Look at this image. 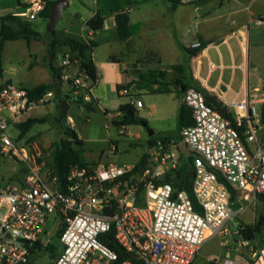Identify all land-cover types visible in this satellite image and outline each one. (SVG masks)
I'll return each instance as SVG.
<instances>
[{
	"label": "built area",
	"instance_id": "1",
	"mask_svg": "<svg viewBox=\"0 0 264 264\" xmlns=\"http://www.w3.org/2000/svg\"><path fill=\"white\" fill-rule=\"evenodd\" d=\"M45 6L46 0H30L14 15L34 20ZM81 61L76 52H67L55 68L60 84L66 83L78 101L90 103L95 82ZM61 98L67 100V95ZM130 98L134 108L141 107L139 99ZM263 98L264 94L237 102L221 99L220 106L233 113L225 111L226 116L199 90L189 87L182 92L193 123L180 130V138L191 159L197 211L185 190L165 180L180 165L177 145L168 139L154 141L141 165L70 164L62 182L38 146L7 133L9 127L18 129L19 123L32 118L36 109L54 103L56 91L32 98L23 87L3 85L0 157L17 163L22 173L0 183V264H28L33 254L49 249L51 239L44 227L51 215L62 224V250L53 264H191L209 236L229 233L226 223L233 220L234 211L226 185L246 197L264 193V139L257 135L260 112L255 105ZM117 128L123 135L124 127ZM110 147L117 150L116 145ZM111 229L120 253L98 239ZM258 258L256 264H264Z\"/></svg>",
	"mask_w": 264,
	"mask_h": 264
},
{
	"label": "rangeland",
	"instance_id": "2",
	"mask_svg": "<svg viewBox=\"0 0 264 264\" xmlns=\"http://www.w3.org/2000/svg\"><path fill=\"white\" fill-rule=\"evenodd\" d=\"M51 1L53 0H46V4ZM102 1L70 0L69 5L64 8L61 17L56 22L53 33L47 29L48 19L37 15L34 20H30V25L39 34V38L29 42L23 39L4 42L0 56L3 70L0 86L11 83L30 89L40 84L51 83L53 78L49 65L57 67L61 61L62 53L66 50L58 42L52 48L51 43L64 35L81 40V37L78 36V29L71 28V23L75 21L74 15L86 12L88 9L92 10L96 4H102ZM134 2L135 0H121L120 3L121 8H135L131 30L135 33L140 29L146 37L159 36L164 44L162 61L154 49L147 46L142 49L141 55L136 56L135 63L131 65L128 60H132V58L126 59L122 54L123 50L121 42L117 39L114 22L106 17L102 30L95 35L97 46L93 49V58L98 62V72L101 75L99 86H96V94L100 103L92 102V109L89 110L78 103L79 96L74 94L66 83L60 85L61 95H67L66 101L69 104L67 111V116L70 119L69 129L73 130L82 141L83 146L79 157L87 165L98 161L134 164L144 154L152 153L150 145L156 140L167 138L171 143L181 142L176 109L179 95L171 96L149 92L137 94L134 89H128V86L123 85L126 76L133 77L134 84L146 83L145 77H148L149 73L157 71L156 74H158V71L162 69L163 74L169 78L174 75L170 62L177 58L171 51L169 52V8L171 2L169 0L150 2L149 0V2L139 4V8L133 5ZM193 8V4H186L183 9L191 13ZM138 9H140L139 12H137ZM135 20H140V23ZM1 23L2 20H0V26ZM6 24L15 28L14 23L6 22ZM71 32H76L77 35H72ZM180 53L183 54L182 51ZM51 55L54 56L52 59ZM113 57L116 60H112ZM125 69L126 71H124ZM121 89H127L128 94L120 95L118 90ZM130 95L133 96V99H139L143 104L142 107L136 108V111L138 117L146 118L147 125H126L122 130L124 134L119 135V129L112 126L111 123L118 107L130 101ZM59 101L60 99H57L51 105L36 109L32 116L44 118L45 122L34 125L23 137H20L17 128L9 127L7 129V133L12 139L19 135V138L23 139L22 141H25L26 144L38 146L49 163L52 162L54 147L59 146L62 141L70 140L62 129ZM229 111L233 116L232 110L229 109ZM256 127L258 128V137L264 139V124L260 122L259 117L256 118ZM148 129L155 130L153 135L148 134ZM110 145H116L117 150L112 152ZM71 147L77 148L74 144ZM18 170L17 163L0 157V183L7 182L10 177H15ZM230 201L234 216L232 221L226 223L229 233L222 236H209L203 242L191 264H208L209 262V264H221L225 260L234 261L237 264H256L259 262L258 257L264 256V226L256 234L253 244L243 241L237 232L240 224L252 223L258 215L264 214V203L257 202L255 195L246 197L243 193H235ZM61 229L60 219L51 215L44 227L51 239V247L33 254L28 264H53L56 255L62 250V245L59 242Z\"/></svg>",
	"mask_w": 264,
	"mask_h": 264
},
{
	"label": "crops",
	"instance_id": "3",
	"mask_svg": "<svg viewBox=\"0 0 264 264\" xmlns=\"http://www.w3.org/2000/svg\"><path fill=\"white\" fill-rule=\"evenodd\" d=\"M103 1L102 4H96L92 10L88 9L86 12L74 15L75 21L71 23V28H74L73 30L78 29V36L81 37V40L67 35L57 40L69 37L81 43L93 41L97 46L95 35L102 28L93 32L85 25L86 20L92 17L96 11L104 17V20L109 17L113 22L116 13L125 12L129 19V25L132 27V15L135 12V8H121V0ZM152 1L155 2V0H150V2ZM169 1L171 2L169 8V52L171 51L174 57H177L170 62L174 75L169 76V78L164 75L163 78L152 83L146 81V83L137 84L133 83V77L126 76L123 82L124 86H128V89H134L137 94L141 92L169 94L171 96L177 94L179 95V103L176 106L177 112L182 103V93L180 91L184 85L190 87L199 86L208 95L216 96L219 101L224 99L237 102L247 96L257 98L264 94V0ZM29 2L30 0H0V18L7 14H15L22 11ZM143 2H149V0H135L133 5L139 8V4ZM69 3L70 0H67V6ZM186 4L194 5L191 13L183 9ZM230 4L233 5L230 6ZM139 11L140 9L137 12ZM135 21L140 23V20ZM114 28L116 31L115 22ZM71 34L77 35L76 32H71ZM117 39L119 40L118 36ZM119 41L121 42L122 54L125 58H132V60H128L131 65L135 63L136 56L138 54L141 55L142 49L147 46L154 49V52L160 56L161 61L163 59L164 44L159 36L146 37L138 29L135 33L132 32L127 39ZM195 42H199L203 46L201 52L197 56L189 58L187 66L180 73L174 71L173 66L181 65L186 61V55L182 48H191ZM58 43L62 45L61 42ZM62 46L66 49L62 54L71 52L68 46ZM95 47L88 50L85 56L94 63L96 68L97 81L91 91V96L99 104L96 86H99L101 75L98 72V62L93 58V49ZM53 57L51 55V59ZM112 60L116 59L113 57ZM136 69L138 70L137 67ZM162 70L158 71V73L162 72ZM156 72L154 73L156 74ZM139 77L143 78L141 75ZM175 80H179L181 86L175 84ZM167 81L169 84H167ZM164 82L166 85L160 86V83ZM158 88L169 89L170 92H153ZM118 91L120 93V90ZM263 102L264 98L259 99L255 104L259 110ZM226 111L230 112L229 109H226ZM143 119L146 118L143 117ZM130 136L133 137L131 134ZM262 259L264 260L263 255Z\"/></svg>",
	"mask_w": 264,
	"mask_h": 264
},
{
	"label": "trees",
	"instance_id": "4",
	"mask_svg": "<svg viewBox=\"0 0 264 264\" xmlns=\"http://www.w3.org/2000/svg\"><path fill=\"white\" fill-rule=\"evenodd\" d=\"M56 1H51L48 4H46L43 11L39 13V16L48 19L50 16V9L52 5ZM2 20L1 26H0V56L1 51L3 48V44L6 41H15L18 39H23L26 42H29L32 39H38L39 34L35 32L29 21H26L20 17L15 16L14 14H7L0 18ZM6 22H11L15 24V28L12 27L9 24H6ZM114 22L116 26V32L119 40H125L127 39L131 33V26L129 25V19L125 12H119L114 15ZM104 23V17L101 16V14L96 11L92 17L86 20L85 25L86 27L93 31H99L103 27ZM56 42H61L62 45L68 46L71 51L76 52L77 55L81 58V66L86 69V72L90 79L93 82L97 81V75H96V68L94 63L86 58L85 54L88 50L92 49L96 46V44L93 41H89L88 43H81L77 40H74L69 37L62 38L61 40H54L51 43V47L53 48ZM203 49V46L200 44L198 47H191V48H182L183 52L186 55V61L181 65L173 66V70L180 73V71L187 66L189 58L192 56H197L201 50ZM50 71L52 73L53 81L49 84H40L38 86H35L33 88L27 89L29 95L32 98H38L41 96L45 91L53 89L56 91V97L57 99L60 98L61 92H60V81L59 77L57 75V69L50 64ZM2 65H1V59H0V78L2 77ZM164 74L163 72H160L158 74H155L153 72L148 74V77H145L146 81L152 83L153 81H158L159 79L163 78ZM175 84L181 86V83L179 80L174 81ZM169 84V83H167ZM166 83H160V86H165ZM2 86H0L1 88ZM190 86H183L181 93ZM193 88L199 90L203 95L207 96L208 93L200 88L199 86H193ZM155 93H168L170 92L169 89L165 88H158L157 90L153 91ZM92 102H95L93 99L90 103H82L81 101H78L79 104H82L85 108L91 110L92 109ZM96 103V102H95ZM59 108V105H58ZM260 122L264 124V102L260 105ZM115 118L112 120V126L121 127L126 125H142L146 126L147 123L145 119L137 116V111L134 108V106L127 102L125 104H122L118 107L116 110ZM106 114V113H105ZM226 115V113H225ZM227 116V115H226ZM61 119V116H60ZM45 122L44 118H29L23 123H19L17 125L19 131H20V137H23L30 129L36 125V124H42ZM193 123L192 118V112L191 110L185 106L183 103H181L178 111V127L181 130L182 128L189 126ZM62 129L64 133L69 136V141H62V143L59 146H55L52 152V162L49 163V165H52L53 168L56 170L57 175L60 177V180L64 182L67 177L68 173V165L70 164H76L79 166H84L85 163H83L80 160L79 152L81 150V147L83 146L82 141L77 137L76 133L69 129V126L67 129H64L62 126ZM180 143L179 141H175L173 144L177 145ZM74 144L77 148L73 149L71 145ZM147 155L144 154L138 161V165H141L145 162ZM22 173V170L19 169L17 171V175L15 177H10V180L17 179L20 174ZM191 179H192V167H191V159L189 157H184L180 154V165L177 169H174L169 172L168 175H166L165 180L169 182L171 185H173L176 188L183 189L187 192L189 195V198L191 199V202L193 204V207L195 210H199V207L196 203V200L192 194L191 191ZM221 180V179H219ZM227 189L230 193V198L232 199L236 193L232 188H230L228 185ZM255 199L259 203H264V193H259L255 195ZM264 226V214H260L257 216V218L250 224L243 223L240 224L238 228V234L241 237L243 241L255 243V236L257 233H259ZM113 230L106 233H102L99 235L98 239L101 243L108 246L113 251L120 253V248L117 246L113 239ZM124 258V256H121V260Z\"/></svg>",
	"mask_w": 264,
	"mask_h": 264
},
{
	"label": "water",
	"instance_id": "5",
	"mask_svg": "<svg viewBox=\"0 0 264 264\" xmlns=\"http://www.w3.org/2000/svg\"><path fill=\"white\" fill-rule=\"evenodd\" d=\"M66 6H67V0H58L52 5L50 9V16L48 18V27H47L50 33H53L54 26L61 17L62 11ZM206 102L212 105L213 107L217 108L220 113L222 114L225 113L226 109L220 106L219 100L217 99L216 96L212 94L207 95ZM68 109H69L68 102L65 99L61 98L59 101V113L61 115V119H60L61 125L63 126L64 129H67L69 126L68 116H67ZM154 132L155 130L148 129V134L150 136L153 135ZM177 149L181 155H183L184 157H188L189 152L187 150L186 145L183 142L177 144ZM160 178L163 179V177Z\"/></svg>",
	"mask_w": 264,
	"mask_h": 264
}]
</instances>
